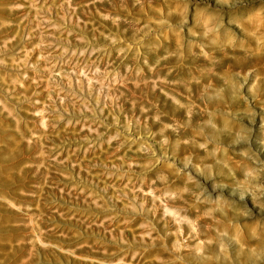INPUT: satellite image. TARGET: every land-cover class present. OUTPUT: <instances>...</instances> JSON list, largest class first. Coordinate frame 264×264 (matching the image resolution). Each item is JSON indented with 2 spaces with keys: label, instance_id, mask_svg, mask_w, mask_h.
I'll return each mask as SVG.
<instances>
[{
  "label": "rangeland",
  "instance_id": "obj_1",
  "mask_svg": "<svg viewBox=\"0 0 264 264\" xmlns=\"http://www.w3.org/2000/svg\"><path fill=\"white\" fill-rule=\"evenodd\" d=\"M0 264H264V0H0Z\"/></svg>",
  "mask_w": 264,
  "mask_h": 264
}]
</instances>
